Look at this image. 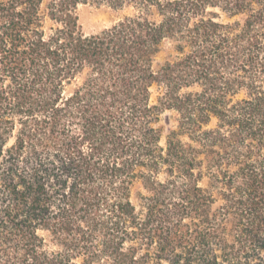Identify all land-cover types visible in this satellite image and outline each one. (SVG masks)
<instances>
[{"label": "trees", "instance_id": "obj_1", "mask_svg": "<svg viewBox=\"0 0 264 264\" xmlns=\"http://www.w3.org/2000/svg\"><path fill=\"white\" fill-rule=\"evenodd\" d=\"M0 264H264V0H0Z\"/></svg>", "mask_w": 264, "mask_h": 264}, {"label": "rangeland", "instance_id": "obj_2", "mask_svg": "<svg viewBox=\"0 0 264 264\" xmlns=\"http://www.w3.org/2000/svg\"><path fill=\"white\" fill-rule=\"evenodd\" d=\"M132 8L116 10L107 4H93L88 3L80 5L77 9L79 24L84 33H96L104 28L110 27L112 24L120 20L126 15L133 14ZM167 55V49L163 50L158 55V62H162ZM158 126L162 129L160 145H164L170 130L176 127L175 113L173 111H166L160 115ZM141 191L139 184L133 187L132 199L136 201V193Z\"/></svg>", "mask_w": 264, "mask_h": 264}]
</instances>
